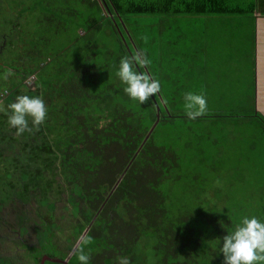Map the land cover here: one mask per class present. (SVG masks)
<instances>
[{
    "label": "trees",
    "instance_id": "obj_1",
    "mask_svg": "<svg viewBox=\"0 0 264 264\" xmlns=\"http://www.w3.org/2000/svg\"><path fill=\"white\" fill-rule=\"evenodd\" d=\"M80 1L95 12H76L78 0H0L8 48L0 63V264H80L81 247L88 264H140V254L150 264H223L219 243L235 225L229 204L211 188L187 189L196 172L186 175L179 152L153 139L163 121L190 122L161 94L167 82L143 104L118 99V89L98 85L95 55L77 48L103 23L120 42L123 15L137 14L131 1ZM123 46L124 56L134 54ZM135 50L156 75L148 48ZM20 94L40 96L47 115L17 134L5 112ZM213 114L191 121L220 118ZM85 231L87 244L73 252Z\"/></svg>",
    "mask_w": 264,
    "mask_h": 264
},
{
    "label": "rangeland",
    "instance_id": "obj_2",
    "mask_svg": "<svg viewBox=\"0 0 264 264\" xmlns=\"http://www.w3.org/2000/svg\"><path fill=\"white\" fill-rule=\"evenodd\" d=\"M149 3V8L155 9L157 7V2ZM74 8L76 12L93 11L86 2L80 0H78ZM145 10L149 9L145 8ZM159 16L150 18L145 14L125 13V22L128 23H126V29L122 26V31L120 32L122 40L120 42L111 35V26L109 25L108 27L103 23V25H99L97 28L92 29L90 33H87L85 39L80 42L77 48L87 51L88 54L95 55L94 62L99 66L101 72L98 85L101 87H115L119 90L115 93L120 99L124 94L127 95L123 91L124 85L116 75L119 60L125 54L121 51V45H124L125 51L130 48L133 53H136L135 48L145 46L146 49L148 48L155 64L153 73L156 72V75L154 74V77L159 81L162 78L165 83L167 82V86L165 85L167 91L161 90V94L162 91L164 95L169 94L170 96H167V98L171 100L174 110L182 113L184 112L183 96L177 95V80L175 77L171 79L172 72L170 73L175 65L171 64L172 61L166 59V57H172V46L167 50H163V41L157 38L158 35L161 36L160 31H165V37L174 36L176 31H170L162 27L158 29L157 26L159 25L156 24L161 22V18H158ZM84 20L85 17L81 21L83 30L87 27L83 25ZM166 23L168 24L169 22L166 21ZM195 30L197 31V29ZM80 32L84 33L82 30ZM134 39L138 40L139 43L135 42ZM7 49L5 42L0 39V63L4 60ZM232 62L237 65L235 59ZM247 62L246 56L243 65L247 66ZM136 70L148 71L145 65L136 66ZM30 81L29 85L32 84V79ZM197 81L199 82L198 79ZM159 83L161 88L162 82L160 81ZM212 83L213 80H208L209 86ZM195 84L197 85V83ZM190 87H193V82L190 83ZM210 88H208V92L213 94L214 90ZM194 91L201 93L199 90ZM112 93L113 91L110 90L108 95ZM205 97L207 110L212 112H216L218 109H226L233 104L237 106L251 102V97L246 94H237L235 96H217L216 94V97ZM213 115H219L220 118L195 121L196 123L185 120L177 122L163 121L157 126L153 139L157 144L162 146L171 145L179 152L183 158L181 170H186V175L193 172L195 174L196 172V177H192L191 181L187 180L185 182L184 185L187 189L191 187L200 189L211 188L214 199L221 201V198L224 197L222 200L225 204H229L227 212L234 224L243 215H256L258 218L264 219V135L259 133L258 129L256 131L254 126H250L247 129L244 128L248 126L249 122L240 123L239 121H233L241 114L216 113ZM260 124L262 125L263 123ZM216 148L220 150V154L216 155ZM195 156L212 157L213 159L193 160ZM206 164H210V168L207 166L204 168ZM179 186L180 184L178 185L177 194L179 193ZM139 257L138 261L140 264H150L149 256L140 254Z\"/></svg>",
    "mask_w": 264,
    "mask_h": 264
},
{
    "label": "crops",
    "instance_id": "obj_3",
    "mask_svg": "<svg viewBox=\"0 0 264 264\" xmlns=\"http://www.w3.org/2000/svg\"><path fill=\"white\" fill-rule=\"evenodd\" d=\"M130 1L136 12L144 10L150 18L161 15L158 29L176 31L172 37L160 31L159 39L163 50L173 49L172 57H165L175 65L177 95L192 90L215 97L246 94L250 103L206 113L241 114L233 121L249 122L244 128L254 126L264 135V0ZM149 2H157L159 9L149 8ZM208 80H213L210 86ZM210 87L213 94L208 92Z\"/></svg>",
    "mask_w": 264,
    "mask_h": 264
},
{
    "label": "clouds",
    "instance_id": "obj_4",
    "mask_svg": "<svg viewBox=\"0 0 264 264\" xmlns=\"http://www.w3.org/2000/svg\"><path fill=\"white\" fill-rule=\"evenodd\" d=\"M150 60L143 51L131 56H123L116 70L123 91L131 99L143 104L160 91L159 80L144 71H137L136 66L148 65ZM11 74L7 70L4 78ZM183 110L188 120H195L207 112V100L202 93L187 91L183 93ZM7 123L15 128L17 134L30 131L29 118L33 127L44 122L47 115L45 101L40 96L17 95L8 104ZM88 240H83L87 244ZM223 254V264H264V219L256 215L240 216L231 231H226L219 243L218 254ZM76 259L80 264H88L89 257L82 247L77 251ZM119 264H129L127 257L119 258Z\"/></svg>",
    "mask_w": 264,
    "mask_h": 264
},
{
    "label": "water",
    "instance_id": "obj_5",
    "mask_svg": "<svg viewBox=\"0 0 264 264\" xmlns=\"http://www.w3.org/2000/svg\"><path fill=\"white\" fill-rule=\"evenodd\" d=\"M152 131H153V128L151 129L150 133H151ZM86 233H87V231H85V232L82 234L81 238L78 240L77 244H76L75 247L73 248V252L77 249V247L79 246V244L82 242V240H83V238L85 237ZM73 252H72V253H73ZM68 261H69V258H67L66 260H64V261H63V264H68ZM44 262H45V259L42 260L41 264H44Z\"/></svg>",
    "mask_w": 264,
    "mask_h": 264
},
{
    "label": "flooded vegetation",
    "instance_id": "obj_6",
    "mask_svg": "<svg viewBox=\"0 0 264 264\" xmlns=\"http://www.w3.org/2000/svg\"><path fill=\"white\" fill-rule=\"evenodd\" d=\"M117 7V8H116ZM115 7V10H114V12H119V10H120V8H121V4L119 3V6H116ZM120 11H122V10H120ZM135 12H136V10H135ZM136 13H142V14H146L147 12H136ZM123 20H124V22H125V17H124V15H123ZM125 23H128V22H125Z\"/></svg>",
    "mask_w": 264,
    "mask_h": 264
}]
</instances>
